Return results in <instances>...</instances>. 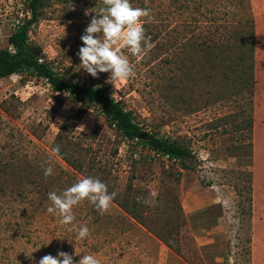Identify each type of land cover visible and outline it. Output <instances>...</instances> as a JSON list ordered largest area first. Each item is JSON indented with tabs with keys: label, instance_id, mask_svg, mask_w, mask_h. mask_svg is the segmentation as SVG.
I'll list each match as a JSON object with an SVG mask.
<instances>
[{
	"label": "rangeland",
	"instance_id": "374dc122",
	"mask_svg": "<svg viewBox=\"0 0 264 264\" xmlns=\"http://www.w3.org/2000/svg\"><path fill=\"white\" fill-rule=\"evenodd\" d=\"M140 1L142 8L152 7L155 23L172 27L179 22L180 18L171 16L160 21L156 0ZM26 2L0 0V49L8 47L7 38L17 21L28 16ZM249 3L254 48L252 157L248 169L253 175L256 148L264 141V0ZM102 6V0L47 1L40 20L29 32L32 44L41 52L40 61L63 79L104 86L143 132L182 139L201 162L195 171L179 169L176 162L122 138L97 105L81 106L66 93L58 96L30 71L0 78V264H38L43 256H56L61 251L95 254L101 264H154V259H164L166 254L180 256L189 264H248L246 163L227 150L231 144L227 135L221 134L222 129L214 131L206 126L210 119L232 108L219 104L211 110L181 113L185 106L180 97L203 103L210 85L203 75L182 69L179 57L184 61L188 58L175 48L174 64H158L159 43L166 37L163 31L157 32L152 47L140 56L132 55L121 42L119 47L134 69L128 80H113L110 73L92 78L84 72L77 55L83 46L80 37ZM168 82L173 95L166 90ZM236 87L233 84L217 90ZM58 118L71 127L68 134L75 139L68 153L93 166L94 172L76 173L52 154L54 139L63 125L56 123ZM46 162L54 168L47 178L42 167L48 166ZM57 164L65 173L57 170ZM82 176L99 178L116 195L103 215L87 200L74 207L78 226L89 228L88 237L80 240L47 208L49 192L62 191ZM128 185L130 197L126 196ZM252 192L251 183V207ZM137 196L155 201L154 205H139L142 223L120 208L130 207ZM154 234L165 237L170 247ZM150 245L155 252H150ZM80 258L74 256L75 261ZM220 258L225 261L220 262Z\"/></svg>",
	"mask_w": 264,
	"mask_h": 264
},
{
	"label": "trees",
	"instance_id": "16d2710c",
	"mask_svg": "<svg viewBox=\"0 0 264 264\" xmlns=\"http://www.w3.org/2000/svg\"><path fill=\"white\" fill-rule=\"evenodd\" d=\"M47 1L49 0H27L28 16L17 21L14 31L7 38L8 47L0 49V78L9 77L22 70L30 71L47 82L58 96L66 93L81 106L97 105L122 138L134 141L154 155L166 158L168 162H176L181 170L195 171L201 161L192 153L185 141L143 132L129 111H125L123 104L114 100L104 86L85 85L63 79L49 65L40 61L41 52L32 44L29 32L40 20L42 8ZM130 2L133 6H136L135 3L138 7L144 6L140 0ZM156 2L155 8H159L156 12L160 15V21H163V17L167 19L171 16L177 20L180 18L172 27L165 22L144 23L146 35L151 37V44L155 42L157 32L163 31L162 35L166 36L163 37L162 44L159 43L158 64L163 67L174 64L177 58L175 59L172 48H175L178 54L188 58L184 61L183 57H179L182 69L192 70L194 75H203L210 85L203 103H198L191 97H180L185 106L181 113L192 114L202 109L211 110L219 104L232 108L229 113L210 119L206 126L214 131L222 129L221 134L227 135L231 144L227 150L246 163L244 175L247 180L250 217L252 175L248 167L252 157L254 22L249 0H156ZM148 9L153 15L152 7ZM233 84L238 87L224 92L218 91ZM166 90L170 95L175 94L169 82ZM70 128L64 122L56 135L53 147L58 145L60 153L54 156L64 161L76 173L94 172L93 166L84 165L68 153L69 146L75 143L73 135L68 134ZM239 151L241 152L237 153ZM55 167L59 172L65 173L60 165L57 164ZM205 184L208 187L212 186L211 183ZM130 189L131 185H128L127 197H130ZM140 204L133 198L130 207L120 205V208L132 219L140 220L142 223V211L138 209ZM154 236L170 247L165 237L157 234Z\"/></svg>",
	"mask_w": 264,
	"mask_h": 264
},
{
	"label": "clouds",
	"instance_id": "9594fccd",
	"mask_svg": "<svg viewBox=\"0 0 264 264\" xmlns=\"http://www.w3.org/2000/svg\"><path fill=\"white\" fill-rule=\"evenodd\" d=\"M102 4L80 37L83 46L77 53L79 67L92 78H98L99 73H110L111 79L126 81L134 75V69L119 45L122 42L123 47L128 48L134 56L146 53L152 44L151 37L146 35L144 23H151L154 17L150 9L133 6L130 0H102ZM56 123L62 124L63 121L58 118ZM51 151L53 155H59L60 148L57 145ZM46 164L47 167L42 165L45 178L54 172L51 162ZM115 195L114 192L108 191L107 185L99 178L82 176L66 189L48 193L50 206L47 212L56 215L61 225L68 226V231L76 233L77 238L83 240L88 237L89 228L86 225L78 226L73 212L74 207L87 200L103 215L110 208ZM151 196L154 197L155 193ZM136 200L137 203L145 205L155 204L153 199L144 196H137ZM74 256L81 258L75 261ZM38 264H101V262L95 254L76 255L61 251L56 256L51 254L43 256Z\"/></svg>",
	"mask_w": 264,
	"mask_h": 264
},
{
	"label": "crops",
	"instance_id": "0c3cea01",
	"mask_svg": "<svg viewBox=\"0 0 264 264\" xmlns=\"http://www.w3.org/2000/svg\"><path fill=\"white\" fill-rule=\"evenodd\" d=\"M254 156L252 175V209L250 216V254L248 264H264V141ZM150 252L155 247L150 245ZM220 258V262H223ZM154 264H189L180 256L166 254L164 259H154ZM225 264V262H224Z\"/></svg>",
	"mask_w": 264,
	"mask_h": 264
},
{
	"label": "water",
	"instance_id": "95a60500",
	"mask_svg": "<svg viewBox=\"0 0 264 264\" xmlns=\"http://www.w3.org/2000/svg\"><path fill=\"white\" fill-rule=\"evenodd\" d=\"M142 136H143V134L140 135V137H142Z\"/></svg>",
	"mask_w": 264,
	"mask_h": 264
}]
</instances>
